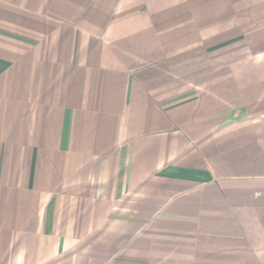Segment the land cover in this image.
I'll return each instance as SVG.
<instances>
[{
	"label": "crops",
	"instance_id": "obj_1",
	"mask_svg": "<svg viewBox=\"0 0 264 264\" xmlns=\"http://www.w3.org/2000/svg\"><path fill=\"white\" fill-rule=\"evenodd\" d=\"M0 264H264V0H0Z\"/></svg>",
	"mask_w": 264,
	"mask_h": 264
}]
</instances>
